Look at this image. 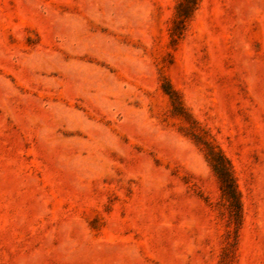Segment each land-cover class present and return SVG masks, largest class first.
<instances>
[{
  "label": "rangeland",
  "instance_id": "374dc122",
  "mask_svg": "<svg viewBox=\"0 0 264 264\" xmlns=\"http://www.w3.org/2000/svg\"><path fill=\"white\" fill-rule=\"evenodd\" d=\"M178 1L0 0V264H264V0Z\"/></svg>",
  "mask_w": 264,
  "mask_h": 264
},
{
  "label": "trees",
  "instance_id": "16d2710c",
  "mask_svg": "<svg viewBox=\"0 0 264 264\" xmlns=\"http://www.w3.org/2000/svg\"><path fill=\"white\" fill-rule=\"evenodd\" d=\"M198 0H179L175 6V15L171 37L180 38L186 21L191 17L197 7ZM210 166L220 181L222 198L233 209L234 216L239 217L240 203L238 193L227 160L219 153L210 149Z\"/></svg>",
  "mask_w": 264,
  "mask_h": 264
}]
</instances>
